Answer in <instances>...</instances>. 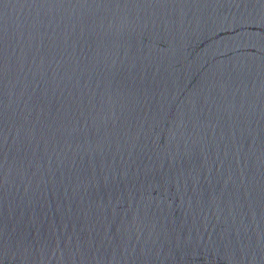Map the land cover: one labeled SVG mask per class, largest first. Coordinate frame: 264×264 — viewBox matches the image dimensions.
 I'll return each mask as SVG.
<instances>
[{"label": "water", "instance_id": "1", "mask_svg": "<svg viewBox=\"0 0 264 264\" xmlns=\"http://www.w3.org/2000/svg\"><path fill=\"white\" fill-rule=\"evenodd\" d=\"M0 264H264V0H0Z\"/></svg>", "mask_w": 264, "mask_h": 264}]
</instances>
